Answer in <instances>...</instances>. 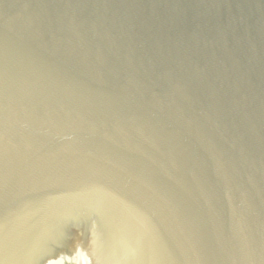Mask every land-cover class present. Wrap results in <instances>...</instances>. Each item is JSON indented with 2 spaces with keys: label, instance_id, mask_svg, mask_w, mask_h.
<instances>
[{
  "label": "water",
  "instance_id": "water-1",
  "mask_svg": "<svg viewBox=\"0 0 264 264\" xmlns=\"http://www.w3.org/2000/svg\"><path fill=\"white\" fill-rule=\"evenodd\" d=\"M0 264H264V0H0Z\"/></svg>",
  "mask_w": 264,
  "mask_h": 264
}]
</instances>
